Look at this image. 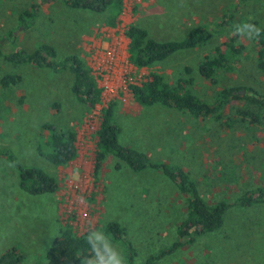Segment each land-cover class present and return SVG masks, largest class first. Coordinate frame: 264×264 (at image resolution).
<instances>
[{
	"label": "rangeland",
	"instance_id": "1",
	"mask_svg": "<svg viewBox=\"0 0 264 264\" xmlns=\"http://www.w3.org/2000/svg\"><path fill=\"white\" fill-rule=\"evenodd\" d=\"M112 10L99 14L64 1L0 0L4 52L52 46L58 61L81 58L103 91L102 103L90 111L73 94L75 77L70 71L55 73L0 59V151L58 182L55 193L34 196L21 187L16 167L0 156V254L17 248L25 257L22 264H47L46 254L64 225L78 235L93 232L108 245L111 264L126 260L125 245L108 238L111 223L125 229L138 264L175 243L187 201L174 183L150 169L134 172L113 156L106 157L95 175L101 112L114 103L123 144L153 161L183 168L209 204L232 205L221 228L192 235L194 242L157 263L264 264V204L235 205L248 191L264 188V102L231 100L220 116L197 118L168 106L140 105L131 92L132 86L143 85L152 72H159L172 85L192 79L188 88L208 103H215L225 88L264 98L255 41L264 30V1L123 0L116 27L106 24ZM133 24L160 42L183 40L198 27L206 28L210 38L152 68L139 69L130 61L126 36ZM232 46L239 52L231 57V65L218 70L215 82L204 79L200 64L218 47L230 53ZM186 67L191 75L184 72ZM10 75L20 76L21 82L3 84ZM241 109L249 114L241 115ZM43 124L76 131L78 155L73 162L57 167L38 154V145L47 137Z\"/></svg>",
	"mask_w": 264,
	"mask_h": 264
},
{
	"label": "trees",
	"instance_id": "2",
	"mask_svg": "<svg viewBox=\"0 0 264 264\" xmlns=\"http://www.w3.org/2000/svg\"><path fill=\"white\" fill-rule=\"evenodd\" d=\"M47 3L64 1L69 7L90 10L104 14L111 8L112 13L106 24L116 27L123 11V0H43ZM244 1V0H241ZM264 1V0H263ZM36 6L33 7L35 9ZM28 12L24 13L27 16ZM224 25H227L225 22ZM126 36L130 40V61L139 69L152 68L165 61L173 54L194 49L210 38V32L204 27L193 29L186 38L177 41L160 42L149 36L148 31L136 24L128 27ZM6 39V38H5ZM4 39V41H5ZM3 41V42H4ZM258 46L257 66L264 73V30L256 35ZM0 41V59L14 65H30L36 68L49 69L55 73L70 71L74 75L72 92L78 100L85 104L87 110H94L102 103L103 91L93 71L77 56H69L58 61L57 51L49 45H42L33 52L16 49L4 52ZM230 53H224L221 48L216 49L213 57H207L199 66L200 75L209 81H216V73L226 69L234 53L239 48L231 47ZM184 72L191 75L192 69L186 67ZM3 84H17L21 77L10 75L2 80ZM193 84L192 79H180L176 84L168 83L159 72H152L146 83L141 86H132L134 99L143 106L163 105L181 112L191 114L197 118L220 116L225 106L231 100L246 99L250 104H261L264 98L256 95L242 96L240 89L225 88L220 91L215 103H208L200 99L188 87ZM58 104L54 108H58ZM241 109L238 112L247 116L249 113ZM47 136L42 144L38 145L37 152L46 161L54 166H66L73 162L78 155L77 133L74 129H63L51 124H43ZM121 127L115 120V104L111 103L103 108L101 122L97 131L98 152L96 155L95 175L98 176L107 156H113L126 164L134 172L153 170L161 173L172 183L179 192L186 197L187 215L177 229V239L168 249L162 250L158 255L147 259L145 264H158V260L167 254L194 242L192 235L211 233L224 225L225 216L232 205L226 201L209 204L201 195L197 182L183 168L173 166L163 161H153L144 152L125 146L120 141ZM17 169L21 187L28 193L38 196L52 194L58 190L56 178L44 170L21 164L18 159L8 152L0 151ZM264 204V188L250 190L238 198L235 205L239 207H252ZM108 238L116 243L125 245L124 264H138L136 251L127 237L125 229L111 223L107 226ZM24 255L19 249L12 248L0 254V264H22ZM47 264H111V253L108 245L96 240L93 232L83 235L74 232L72 226L60 227L59 235L46 254Z\"/></svg>",
	"mask_w": 264,
	"mask_h": 264
},
{
	"label": "crops",
	"instance_id": "3",
	"mask_svg": "<svg viewBox=\"0 0 264 264\" xmlns=\"http://www.w3.org/2000/svg\"><path fill=\"white\" fill-rule=\"evenodd\" d=\"M120 141H121V139H120ZM123 144V143H122ZM123 145H125V144H123ZM125 146H127V145H125ZM128 147H130V146H128ZM131 148H133V147H131ZM135 149V148H134ZM139 151V150H138ZM142 152V151H141ZM164 162V161H163ZM166 163V162H165ZM26 166V165H25Z\"/></svg>",
	"mask_w": 264,
	"mask_h": 264
},
{
	"label": "water",
	"instance_id": "4",
	"mask_svg": "<svg viewBox=\"0 0 264 264\" xmlns=\"http://www.w3.org/2000/svg\"><path fill=\"white\" fill-rule=\"evenodd\" d=\"M242 94H245V91H243Z\"/></svg>",
	"mask_w": 264,
	"mask_h": 264
}]
</instances>
